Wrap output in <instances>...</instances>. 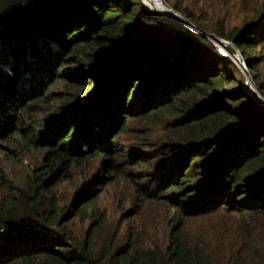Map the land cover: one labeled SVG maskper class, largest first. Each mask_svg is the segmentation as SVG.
Listing matches in <instances>:
<instances>
[{"label": "trees", "instance_id": "16d2710c", "mask_svg": "<svg viewBox=\"0 0 264 264\" xmlns=\"http://www.w3.org/2000/svg\"><path fill=\"white\" fill-rule=\"evenodd\" d=\"M184 1L170 6L251 74L264 0H238L237 22L227 0ZM199 2L214 23H200ZM144 12L141 0H0V152L30 161L17 177L0 161V264H264V105L228 55ZM119 181L120 219L158 203L163 237L126 230L94 246L107 217L95 200Z\"/></svg>", "mask_w": 264, "mask_h": 264}, {"label": "rangeland", "instance_id": "374dc122", "mask_svg": "<svg viewBox=\"0 0 264 264\" xmlns=\"http://www.w3.org/2000/svg\"><path fill=\"white\" fill-rule=\"evenodd\" d=\"M142 2V1H141ZM161 2L166 6L165 12L164 8H162L161 12L153 13L150 8L147 7V5L143 6L145 7L146 12L145 15L143 16L144 19H146L147 22H153L155 20L160 21L165 23V25H169L175 28H179L181 30H185L192 34L197 40H199L201 43H204L205 45L209 46L212 50L222 54V55H228L232 61L236 64V66L239 68L241 73L243 74V81L248 79V82L250 84V89L254 94H260L263 96L259 90L256 88L253 79H252V72H256L259 78L264 77V41L261 42L259 45H257L254 50L252 51L253 54L258 55V62L255 65V67L251 68V74L249 71V77L247 78L244 73L242 72V65L239 63L240 61L237 60L235 57L237 51L234 48L233 51H228L226 48L227 47H232L228 44H224L223 42L214 40L213 38L210 37L212 34L210 31H203L198 29L195 25L194 22L188 17H186L183 12L178 11L176 9H173L170 5L173 2V0H161ZM184 0H180V7L184 5ZM238 0H227L226 3H224L225 7H230L231 8V13L229 15L224 14L227 19L224 18L225 22L230 21V22H237L238 17L237 14L239 13V8H238ZM234 4V7H231ZM197 6L195 8V15L199 20H201L200 23H203L204 19L205 21L208 20V22L211 21V23H214L215 19L218 17H215L211 13V8L208 6V4H201L196 3ZM177 13L175 15L173 12ZM222 16V11H220ZM181 16L183 18V22L180 24H177L175 22L179 21L178 18ZM204 18V19H203ZM210 24V23H209ZM191 31H190V30ZM216 36V35H215ZM222 39V41H227L224 38L218 37ZM230 43L229 41H227ZM231 44V43H230ZM240 53V52H239ZM241 55V53H240ZM245 64V63H244ZM246 66V64H245ZM75 65L72 60L66 59L62 61L59 69L57 70L61 74H66L69 75L72 73ZM247 68V67H246ZM60 75V74H59ZM64 89L61 84L56 83L54 86H51L50 91H52V95L55 94H60L62 93V90ZM58 96V95H57ZM264 97V96H263ZM60 102L59 97L56 99L53 97L51 99H48L47 103L45 105L38 104L36 107L35 113L33 112V115L37 114L38 116H42L45 114L49 108L48 107H54L57 103ZM132 123V122H130ZM132 126L134 125L133 123L131 124ZM135 126H138L135 124ZM132 127H130L131 129ZM34 157L31 156L30 159H33ZM27 158H17L15 161L8 160L5 158L1 152H0V161L2 160L4 163V166L6 167V172L9 174V176L13 175H21L23 173V167L30 161L25 160ZM100 188V187H99ZM127 187L122 184V182H111L110 184H107L101 189L97 195L96 205L100 208H104L105 211H107V217L106 220L104 221V224L101 226V228L95 230V234L92 235V242L94 246H98L101 243H107L108 241H112L114 243H119L122 244L124 242V237L123 234L125 233L126 230H134L138 233V239L137 242H146L147 240L153 241L156 240L157 238L163 237L166 233L167 228L165 227L164 223L162 222L161 219V207L158 203L150 205V207H143L141 208V211L137 216H129L125 219H120V213L122 212L121 210V205L123 203V194ZM126 193V192H125ZM127 196V193H126ZM126 209L129 207L127 206V201L125 203ZM125 209V211H127ZM125 213V212H124ZM122 220V221H121ZM121 221V222H120ZM86 222L88 221H83L82 224L79 222H73L72 225L73 227L77 228L79 231L82 229V233L84 232L86 228ZM118 226V227H117ZM138 242V243H139ZM94 247V248H96Z\"/></svg>", "mask_w": 264, "mask_h": 264}, {"label": "water", "instance_id": "95a60500", "mask_svg": "<svg viewBox=\"0 0 264 264\" xmlns=\"http://www.w3.org/2000/svg\"><path fill=\"white\" fill-rule=\"evenodd\" d=\"M170 9V8H169ZM179 18L181 19V21L183 22V18L181 16H179ZM190 30V29H189ZM191 31V30H190ZM211 38H213L214 40H217V41H220V42H223L224 44H228L230 46H232V44L228 43L227 41H222V39L218 38L217 36L215 35H210ZM233 47V46H232ZM236 49V48H235ZM237 53L235 55V57L237 58V60H239L240 64L242 65V72L244 73V75L248 78L249 77V72L243 62V59L239 53V51L236 49ZM249 82H248V79L245 81L244 83V88L246 90V92L252 97V99L256 102H261L263 105H264V97L261 96L260 94H254L251 89H250V86H249Z\"/></svg>", "mask_w": 264, "mask_h": 264}, {"label": "bare ground", "instance_id": "6f19581e", "mask_svg": "<svg viewBox=\"0 0 264 264\" xmlns=\"http://www.w3.org/2000/svg\"><path fill=\"white\" fill-rule=\"evenodd\" d=\"M146 5L148 8H150V10L153 12V13H157L158 15V12H161L162 8H166V6L162 3V2H159L158 0H146ZM171 10V9H169ZM173 12V10H171ZM175 12H173L174 14ZM177 14V13H175ZM174 14V15H175ZM178 15V14H177ZM160 16V15H158ZM161 17V16H160ZM175 17L177 18V16L175 15ZM179 22L182 23L180 20V18H178ZM250 86V85H249Z\"/></svg>", "mask_w": 264, "mask_h": 264}, {"label": "built area", "instance_id": "2783aa9c", "mask_svg": "<svg viewBox=\"0 0 264 264\" xmlns=\"http://www.w3.org/2000/svg\"><path fill=\"white\" fill-rule=\"evenodd\" d=\"M142 1V3L144 4V5H146V0H141ZM159 2H161V0H158ZM145 15V13H140V16L141 15ZM142 18H143V16H141ZM144 19V18H143ZM145 21H146V19H144Z\"/></svg>", "mask_w": 264, "mask_h": 264}]
</instances>
